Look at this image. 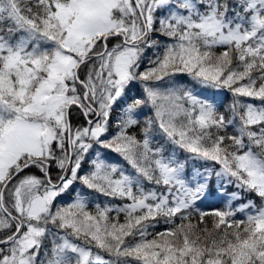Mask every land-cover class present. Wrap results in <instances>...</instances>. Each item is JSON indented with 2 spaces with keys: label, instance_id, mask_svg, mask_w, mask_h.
Instances as JSON below:
<instances>
[{
  "label": "snow or ice",
  "instance_id": "1",
  "mask_svg": "<svg viewBox=\"0 0 264 264\" xmlns=\"http://www.w3.org/2000/svg\"><path fill=\"white\" fill-rule=\"evenodd\" d=\"M0 264H264V0H0Z\"/></svg>",
  "mask_w": 264,
  "mask_h": 264
},
{
  "label": "trees",
  "instance_id": "2",
  "mask_svg": "<svg viewBox=\"0 0 264 264\" xmlns=\"http://www.w3.org/2000/svg\"><path fill=\"white\" fill-rule=\"evenodd\" d=\"M147 67V64L145 63L144 65H142V70L143 68ZM179 79H182L184 81H188L190 78L187 76H181L178 77ZM219 100H223L225 107H227V105L231 102V94L228 93L226 90H222L221 93L218 96ZM100 200H104L103 197H100ZM106 202V201H105ZM162 227V226H161Z\"/></svg>",
  "mask_w": 264,
  "mask_h": 264
}]
</instances>
